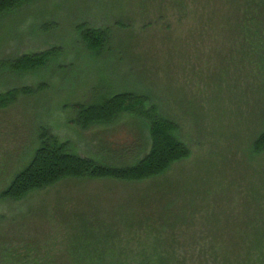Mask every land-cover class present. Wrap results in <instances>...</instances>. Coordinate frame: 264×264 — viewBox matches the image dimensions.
<instances>
[{
  "label": "rangeland",
  "instance_id": "rangeland-1",
  "mask_svg": "<svg viewBox=\"0 0 264 264\" xmlns=\"http://www.w3.org/2000/svg\"><path fill=\"white\" fill-rule=\"evenodd\" d=\"M105 31L95 52L79 26ZM50 48L0 93V192L42 130L78 156L126 165L147 151L129 114L86 130L75 103L131 92L173 122L187 158L140 182L66 179L0 198V264H264V0H32L0 15V62Z\"/></svg>",
  "mask_w": 264,
  "mask_h": 264
},
{
  "label": "trees",
  "instance_id": "trees-1",
  "mask_svg": "<svg viewBox=\"0 0 264 264\" xmlns=\"http://www.w3.org/2000/svg\"><path fill=\"white\" fill-rule=\"evenodd\" d=\"M29 1L32 0H0V15ZM78 29L87 48L95 52L102 48L105 31L86 28L84 25ZM56 52L58 49L50 48L38 53L24 54L14 60L2 61L0 66L16 74L33 72L45 66ZM42 87L43 85H39L38 89ZM38 89L23 86L1 92L0 107L14 102L19 95H30ZM147 102L146 96L123 92L101 97L95 103H75L72 106L74 115L71 121L83 130L110 125L122 114H129L147 123L148 149L133 158L129 164H107L78 156L69 150L68 142L42 130L39 134V145L31 159L0 192V198L17 201L33 191L66 179L140 182L161 175L173 163L187 158L189 150L176 137V125L160 115L155 105ZM253 150H264V132L253 142Z\"/></svg>",
  "mask_w": 264,
  "mask_h": 264
}]
</instances>
